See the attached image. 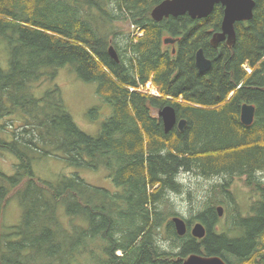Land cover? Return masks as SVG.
Returning <instances> with one entry per match:
<instances>
[{
  "label": "trees",
  "instance_id": "1",
  "mask_svg": "<svg viewBox=\"0 0 264 264\" xmlns=\"http://www.w3.org/2000/svg\"><path fill=\"white\" fill-rule=\"evenodd\" d=\"M161 1L0 0V151L18 159L13 174L0 172V213L13 197L22 208L21 221L0 232V264H181L191 253L264 262V206L245 221V236L240 208L232 228L216 229L221 217L211 195L194 218L208 228L203 239L179 235L168 218L176 214L162 208L167 193L183 189L182 170L264 173V0H255L250 21L236 23L235 44H220L217 60L211 38L221 30L223 6L207 18L155 21ZM200 48L213 60L204 73L196 66ZM65 65L97 83L112 107L97 135L80 129L59 86L35 96ZM149 82L158 94L143 91ZM244 103L257 106L249 126L241 122ZM168 104L187 120L183 132L164 131L158 111ZM90 114L96 118L98 109ZM58 155L69 166L107 170L117 191L79 173L36 174L38 160ZM212 187L225 195L224 185ZM76 219L85 227L66 225Z\"/></svg>",
  "mask_w": 264,
  "mask_h": 264
},
{
  "label": "rangeland",
  "instance_id": "2",
  "mask_svg": "<svg viewBox=\"0 0 264 264\" xmlns=\"http://www.w3.org/2000/svg\"><path fill=\"white\" fill-rule=\"evenodd\" d=\"M117 25L123 28L127 33L132 32V28H134L133 25L130 26L127 22H118ZM125 43V39H121V45H124ZM54 86H59L61 88L66 106L80 129L91 135L99 134L103 123L112 115L113 110L111 105L98 95V84L82 80L78 76L74 66L65 65L59 69L58 75L54 80L46 81L36 88L35 96H43ZM142 89L145 92L157 94V90L154 89L153 86L148 88L146 85ZM94 108L98 109V115L96 118H93L90 114L91 110ZM17 162L18 159L11 153L0 151V172L8 175L13 174ZM34 166L36 174L44 179L54 180L60 175L79 173L80 176L92 186L105 188L113 192L117 191V187L113 183L107 170H93L89 168L69 166L62 155L38 160ZM180 176L182 178L183 189L180 192L167 193V199L162 204V208L166 213H174L194 222L196 220L194 218L197 216L198 212L206 208V204L211 195H214L215 199L218 201H222L221 205H227V198L224 195L219 194L218 191H213L212 186L221 180L220 177L206 178L196 172L184 170H182ZM233 191L236 194L239 203L246 208H244V211L245 214H247V208L253 203L251 192L247 187H244L242 181L238 182V180L235 183ZM176 215H170L168 218L172 220ZM21 218L22 208L17 198L13 197L9 201L5 210L0 213V232L2 229L7 230L10 226L18 224L21 221ZM68 222L69 221L66 222V225L70 227H85L84 224H80L79 219H76L73 223ZM227 225L228 222L225 212L224 216L221 217V221L215 227L216 229L221 230L222 227ZM163 238H165V236L161 235L160 239L164 240ZM117 253L120 254V251Z\"/></svg>",
  "mask_w": 264,
  "mask_h": 264
},
{
  "label": "water",
  "instance_id": "3",
  "mask_svg": "<svg viewBox=\"0 0 264 264\" xmlns=\"http://www.w3.org/2000/svg\"><path fill=\"white\" fill-rule=\"evenodd\" d=\"M221 4L224 8V15L221 25V30L214 32L211 38V44L217 49V60L222 50L219 45L226 42L229 46H233L236 42V23L250 21L254 16V8L256 6L255 0H162L156 5L152 12V18L155 21H161L170 16L189 15L192 19L207 18L215 9L216 5ZM176 39L167 37L164 42L166 44H175ZM176 52V48H173ZM109 53L111 57L119 61V55L113 45L109 46ZM213 64V60L206 56L203 48H200L196 53V66L201 73L208 71ZM257 106L253 103H244L241 108V122L249 126L256 116ZM158 116L163 121L164 131L168 133L174 127H177L181 132L185 130L187 120L179 118L175 107L168 104L158 111ZM218 214L223 215V207H218ZM177 233L184 235L187 232L186 220L176 215L172 218ZM193 236L197 238H205L208 234V228L199 221L192 228ZM183 264H227L226 261L219 255H202L199 253L191 254Z\"/></svg>",
  "mask_w": 264,
  "mask_h": 264
},
{
  "label": "flooded vegetation",
  "instance_id": "4",
  "mask_svg": "<svg viewBox=\"0 0 264 264\" xmlns=\"http://www.w3.org/2000/svg\"><path fill=\"white\" fill-rule=\"evenodd\" d=\"M224 43H226V42H224ZM219 48H220V45H219ZM200 175H202V174H200ZM249 176H250L249 173H245L243 175H237V174H234V173H231V174L228 173V174H225V175H212V176H209V177H220L221 180H219L216 184L220 183L221 185L225 186V189H223V190H225V192H224L225 195L224 196L227 198V201H228L227 205L226 206L225 205H221L222 201H218L217 199H215L216 202L218 201L216 203L215 207H216V210H218V207H220V206L223 207L224 212H223V215H221L220 217L224 216V214H225V212L227 210H229L231 212V215L227 217L228 225L230 224L231 228H232V224H234V215H235L236 209L240 208V209H242L244 211V208H245L241 203H239V200L237 199L236 194L233 191L235 183H236L237 180H238V182L242 181L243 184H244V187H247L249 189V191L251 192L252 200H253V203L250 204V206L247 208L248 209V211H246L247 214H245V211H244V215L242 217V219L244 220V225L246 223L245 221L248 218L257 216V212H259L261 210V207L264 206V201H263L264 182H262V180H264V173L257 171L255 173H253L252 178L249 177ZM205 177L208 178V176H205ZM255 186L258 187V189H256ZM207 205H208V203L206 204V206ZM181 217H183V216H181ZM183 218L187 222V232L185 234H190V235L193 236L192 228L200 220L196 219L193 222L192 220L186 219L185 217H183ZM195 218H197V217H195ZM243 228H244V235L246 236L247 233H248V228H247L246 225ZM193 237H195V236H193ZM195 238H197V237H195ZM257 244H258V242H256L255 247L250 252V256H252V254H254L256 252ZM191 254H194V253H191ZM191 254H189L187 257L182 258L181 259L182 260L181 264H183L184 261ZM199 254H201V253H199ZM202 255H205V254H202ZM233 256H235V254H233ZM258 262H259V264H264V262H262V260H258ZM226 263L229 264L230 262L226 261ZM248 264H249V262H248Z\"/></svg>",
  "mask_w": 264,
  "mask_h": 264
},
{
  "label": "built area",
  "instance_id": "5",
  "mask_svg": "<svg viewBox=\"0 0 264 264\" xmlns=\"http://www.w3.org/2000/svg\"><path fill=\"white\" fill-rule=\"evenodd\" d=\"M248 69V68H247ZM249 70V69H248ZM151 86H153L152 84H151V82H149L148 84H147V87L148 88H150ZM154 88V87H153ZM155 89V88H154Z\"/></svg>",
  "mask_w": 264,
  "mask_h": 264
},
{
  "label": "bare ground",
  "instance_id": "6",
  "mask_svg": "<svg viewBox=\"0 0 264 264\" xmlns=\"http://www.w3.org/2000/svg\"><path fill=\"white\" fill-rule=\"evenodd\" d=\"M256 255V254H255ZM253 258V257H252ZM251 262H253V261H251Z\"/></svg>",
  "mask_w": 264,
  "mask_h": 264
},
{
  "label": "clouds",
  "instance_id": "7",
  "mask_svg": "<svg viewBox=\"0 0 264 264\" xmlns=\"http://www.w3.org/2000/svg\"><path fill=\"white\" fill-rule=\"evenodd\" d=\"M262 182H264V180H262Z\"/></svg>",
  "mask_w": 264,
  "mask_h": 264
}]
</instances>
